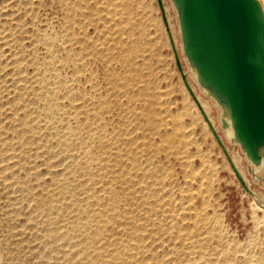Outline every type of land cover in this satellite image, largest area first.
<instances>
[{
    "label": "rangeland",
    "instance_id": "1",
    "mask_svg": "<svg viewBox=\"0 0 264 264\" xmlns=\"http://www.w3.org/2000/svg\"><path fill=\"white\" fill-rule=\"evenodd\" d=\"M160 1L0 0V264H264V172Z\"/></svg>",
    "mask_w": 264,
    "mask_h": 264
},
{
    "label": "water",
    "instance_id": "2",
    "mask_svg": "<svg viewBox=\"0 0 264 264\" xmlns=\"http://www.w3.org/2000/svg\"><path fill=\"white\" fill-rule=\"evenodd\" d=\"M177 22L184 72L172 46L181 80L243 190L258 200L186 80L219 109L218 124L239 148L247 171L264 172V12L259 0H169ZM165 24L161 1L157 0ZM166 26V25H165ZM169 40L168 28H165Z\"/></svg>",
    "mask_w": 264,
    "mask_h": 264
},
{
    "label": "bare ground",
    "instance_id": "3",
    "mask_svg": "<svg viewBox=\"0 0 264 264\" xmlns=\"http://www.w3.org/2000/svg\"><path fill=\"white\" fill-rule=\"evenodd\" d=\"M261 3V2H260ZM261 6H262V3H261ZM262 8H263V6H262ZM263 12H264V10H263ZM169 34H170V32H169ZM170 37H171V34H170ZM189 86H190V84H189ZM191 87V86H190ZM191 90H192V87H191ZM193 91V90H192ZM195 97L197 98V100H198V102H199V104H200V106H201V108H202V110L204 111V108H203V106H202V103L200 102V100L198 99V97L195 95ZM204 113H205V111H204ZM205 115H206V113H205ZM207 116V115H206ZM208 118V117H207ZM209 119V118H208ZM210 121V120H209ZM231 158V157H230ZM232 160V159H231ZM233 162V161H232ZM234 164V163H233ZM236 167V166H235Z\"/></svg>",
    "mask_w": 264,
    "mask_h": 264
}]
</instances>
